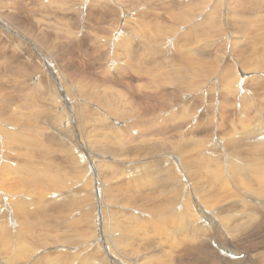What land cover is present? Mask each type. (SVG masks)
Returning a JSON list of instances; mask_svg holds the SVG:
<instances>
[{
	"label": "rangeland",
	"instance_id": "374dc122",
	"mask_svg": "<svg viewBox=\"0 0 264 264\" xmlns=\"http://www.w3.org/2000/svg\"><path fill=\"white\" fill-rule=\"evenodd\" d=\"M223 32L224 35H222ZM176 46L178 49L175 48ZM174 48L181 53L176 52ZM183 50L184 53H182ZM185 50L186 52L189 50L187 54L192 53L189 59ZM163 51L170 53H165V56ZM245 53L248 57L245 56ZM241 56L244 59L247 57L246 60L251 64H256L257 60L264 62V0H0V190L4 193V197L13 195L24 197L18 201L16 199L5 200L0 196V211L3 212L4 221L9 222L13 218L12 205L14 203L27 198L29 201L34 200L35 206L39 203L40 198L37 200L35 195L32 196L36 193L39 197V192L37 190L32 192L33 185L28 174L55 175L60 173L65 175L66 180L71 181L68 184L72 183V186L68 187L69 190L67 188L66 190L59 189V192L56 191L57 194L73 197L71 191L77 190L75 191L77 194L80 191V198L78 197L80 205L77 206L79 210L74 212L70 209L63 218L56 217L58 215L54 214L53 218H50L53 221L49 219L47 222L46 217L40 212L36 210L31 212V215H34L33 212L36 211L34 216L39 214V220H45L43 221L44 225L41 220L39 223L36 218L37 223L34 219L35 225L38 224L33 230L36 231L35 235L40 234L48 246H53L54 251L67 247H64L65 244L55 247L52 235L60 234L67 237L64 243L69 244L68 240L79 233V228L75 231L77 227L70 226V222L74 225L73 220L76 221L75 224L80 223V232L82 233L88 231L89 225L92 227L89 240L80 244L83 250L96 237L99 236L98 238L102 239L101 230L102 228L106 230L105 221L108 223L109 218L118 217L126 221L131 226H129L130 229L133 230L130 231L129 240L124 241L128 244L134 241L130 243V245L133 244L132 246L126 243L130 250H135L127 256L130 261H133L134 264L174 262V258L186 253L182 249L183 243L187 241L183 240L182 232L184 233V230L180 229V213L171 218V211H177V209L175 204L171 206L168 203L176 185H166L165 180L161 179L167 176L176 181L174 173L184 174L177 162L179 161L182 165L183 157L175 153L180 160L175 159L177 167L176 172L175 167L172 168V174H167L171 173L170 169L173 165L171 167L169 165L172 164L170 163L172 161L167 157L170 161L164 163L163 157L167 152L174 154L173 147L178 141L185 140L184 142L187 143L206 138L208 123L206 118L208 120L215 119V121L211 119L212 123L220 120L219 113L228 103L226 92L223 91L226 90V85L230 82L228 79L232 75L234 78V74L236 75L237 72L235 78L239 76V80L236 79L239 82H243L245 79L244 86L237 88L232 83L228 86V90L233 95L231 101L237 100L239 103L240 96L248 98L252 105L253 101L258 103L260 99L262 100L264 90L257 88V84L264 79V68L258 66L253 67L259 68L257 70H249ZM163 57L167 58V62L159 67ZM180 58L184 60V63H187H182ZM170 63L175 65L174 68L179 66L182 74L184 71L191 73L190 89L182 92L183 98L180 97L182 93L179 92L180 99L170 90L173 88L172 84H169L167 80L164 81V77L158 73L159 69L164 72L167 66L169 69ZM177 72L176 74L182 75L179 70ZM108 73L110 77L107 75ZM231 73L233 74L231 75ZM231 82L235 83V79ZM209 89L213 91V99L207 96L208 94H205L203 99H197L200 93H207ZM161 91L168 93L165 96L168 99L161 96ZM218 91L224 93L222 98L217 97ZM160 98L163 99V102ZM173 99L176 101L174 102ZM163 103L169 106L162 105ZM159 105L165 106V108L161 106L160 108ZM243 105L244 99L238 106L242 108ZM254 108L255 112L257 109L264 116V100ZM230 110L232 112L235 109ZM242 110L246 111L244 108ZM62 111L64 114H70L71 129L75 131L74 134L71 133V130L68 131L57 124V115H62ZM205 111L209 112L205 113ZM23 112L25 113L24 117L22 116ZM29 113L34 114L26 115ZM242 114H236L235 117L238 120L247 119L248 116L245 113ZM3 115H6L7 119H3ZM32 115L35 117L31 118ZM163 116H165V121L162 125L167 123L168 127L167 125L166 127L169 128V133L158 134L157 130L159 126L161 127ZM18 118L23 120L20 121ZM167 118H170L168 122L171 123V126L168 124ZM183 118L188 120V124L176 128L177 120L185 121ZM202 124H206V127ZM37 127H40V130ZM2 129L6 130L8 134ZM14 133L24 138V142L27 143L26 147L20 148V144H13L11 142L13 140L10 141L6 138V135ZM33 133H37L40 140L37 141L36 135L34 136ZM173 133L176 135L175 138ZM44 134L43 139L45 142L50 141L46 142L48 146H51H49L50 148L45 145L41 137ZM29 137L34 140V146L40 145L37 149L32 145L33 143L31 144ZM162 137H166V140L163 141ZM214 138L212 136L211 139L215 141ZM258 138L261 139V137ZM211 139L205 141L207 145L198 142V144L202 143L201 147L198 144L199 147L196 146L195 143H193L194 145L189 144L187 148L190 150L187 153L194 149L193 155L197 156L201 163L203 154L210 153L207 146L214 144ZM168 140L173 141L175 145ZM40 142L43 144L42 146L45 145V149L41 147ZM164 142L166 145H170L166 146ZM31 145L34 150H30ZM203 147L207 150L204 151ZM62 149L65 152L68 150V152L65 153ZM67 154L72 156L66 157ZM71 161L75 163L71 164ZM70 165L76 166L72 168ZM239 167L242 168L241 163L236 164L232 169H236L239 174H248L244 168ZM197 168L204 175L199 173L200 171L194 173H197L199 178L203 177L204 180L197 178V175L196 178L193 175V180L192 178L189 180L188 175L198 170ZM190 169L189 172L186 171L188 173L185 172L187 175L184 180H186L185 183H188L186 187L189 189L185 188L184 192L188 195L191 192L192 199L195 198L201 210L203 209L202 211L205 212L202 216L207 218V215L218 214L213 217L217 224L223 218L228 219V227L219 225V232L223 236L218 232L215 233L219 237L218 242L223 244L220 239L222 238L228 243L225 244L227 248L242 252L237 257L242 261L241 264H264V217L261 218L260 225L255 222L253 224V221H250L251 215L253 214V217L255 214L258 217L260 214L257 211L254 213L251 210L248 211V208L246 210L249 202L254 206L256 204L258 207L264 208V198H256L252 193L250 195V190H243L235 183L229 182V186L222 190H218L219 186L213 188L207 184V189H211L208 195L210 198L206 199L207 202L213 200L218 205L209 207L206 203L200 204L197 196L201 197V195L198 194L197 189H194L195 182L199 181L203 185L207 182L206 179L210 181L211 178L208 174L211 173L203 172L204 169L202 170L199 166L194 170L191 169L192 171ZM242 170L245 172L242 173ZM230 171L232 170L229 169ZM72 174H78L77 176L80 178L75 175L76 179ZM139 174H145V176ZM147 174H153L154 177ZM152 177L156 183L151 180ZM254 177L251 176V179ZM179 179L182 180L180 177ZM148 180H151V184L146 185ZM217 183L223 184V181H217ZM202 191L200 190L201 194ZM229 193L232 199L223 201L224 196ZM202 196L204 197L203 194ZM220 196L223 202L219 200ZM181 201L179 204L183 205L185 199ZM230 203L235 206L227 208ZM244 208L248 213L239 210ZM256 216H254L255 219ZM204 218L202 221L206 220ZM153 219L161 221L155 222ZM244 219L249 223H246ZM166 221H168L165 223L167 226L177 225L178 233H174L173 240L167 237V230L156 227L158 223L164 224ZM42 223V227H39ZM52 225L55 230L52 229ZM73 227L76 229H72ZM160 231L163 233L161 234ZM93 232L99 234H96L95 237V233L92 236ZM191 232H193L192 228L189 231V236L192 235ZM172 242L173 244H171ZM174 242L181 245L182 248L179 249L181 246L177 248ZM212 243L215 245L214 242ZM212 243L208 242V246L215 247ZM96 244L94 242L93 245ZM136 244L144 247H137ZM136 247L144 250L139 249L141 251L139 252ZM98 249L96 250L98 251ZM210 250L209 247H205L204 251L200 250V253L195 254L197 257H194L190 264H204L202 263L204 259L212 260L211 263L214 264H223L220 258H216L210 253ZM111 251L114 253L112 249ZM100 252L98 257L103 260V252L101 254ZM52 253L50 255L55 256ZM106 255L109 256L108 264H110L112 256ZM165 255L167 258L169 257L168 260L165 259ZM160 256L161 258H159ZM35 260L37 259L34 258ZM38 262L36 261V263ZM95 264L102 263L97 261Z\"/></svg>",
	"mask_w": 264,
	"mask_h": 264
},
{
	"label": "bare ground",
	"instance_id": "6f19581e",
	"mask_svg": "<svg viewBox=\"0 0 264 264\" xmlns=\"http://www.w3.org/2000/svg\"><path fill=\"white\" fill-rule=\"evenodd\" d=\"M213 29V28H212ZM260 31V30H259ZM228 33H230L229 31H228ZM256 33V32H255ZM258 33V32H257ZM256 33V34H257ZM222 35H224V32H223V34ZM254 36H255V34H254ZM253 36V37H254ZM257 36V35H256ZM220 37H222V36H220ZM261 37V36H260ZM255 38V37H254ZM256 39H258V38H256ZM254 43V42H253ZM178 46H176L175 48H177ZM175 48H174V50H175ZM179 48H181V46H179ZM185 48V47H184ZM183 48V49H184ZM239 48V47H238ZM237 48V49H238ZM178 49V48H177ZM187 49V48H186ZM173 50V49H172ZM182 50V49H181ZM240 51H241V49H239ZM176 52H180L181 53V51H177V50H175ZM240 51H238V52H240ZM247 51V50H246ZM164 52V54L166 53H170V52H168V51H163ZM173 52V51H172ZM185 52H186V50H185ZM187 52H189V50L187 51ZM187 52H186V54H187ZM237 52V53H238ZM251 52V51H250ZM182 53H184V50H183V52ZM236 53V55H238ZM166 54H165V56H166ZM173 54V53H172ZM174 54H175V52H174ZM186 54H185V56H186ZM246 55L245 56H247L248 57V55H247V53H245ZM176 55V54H175ZM251 55V54H250ZM249 55V56H250ZM256 55H257V53H256ZM187 56H188V59L192 56V53H189V54H187ZM252 56V55H251ZM250 56V57H251ZM242 57V56H241ZM243 57H244V55H243ZM242 57V58H243ZM247 57H245V59L243 58L242 59V61H244V63L246 64V65H248V69L250 70V69H259V68H253V67H258V66H262L261 68H264V62L262 61V60H257L256 62V64H254V63H249L248 62V60H246L247 59ZM262 59V58H261ZM180 60H181V58H180ZM190 60H192V59H190ZM193 60H195V59H193ZM220 60V59H219ZM240 60V59H239ZM162 61V62H161ZM161 61H160V65H159V67H162L166 62H167V58L166 57H163L162 59H161ZM182 61V63H184V60L182 59L181 60ZM241 61V62H242ZM30 63V62H29ZM128 63H130V62H128ZM187 63V62H186ZM186 63H184V64H186ZM191 63V62H190ZM193 63V62H192ZM214 63H215V61H214ZM216 63H217V61H216ZM188 64H189V62H188ZM221 64V63H220ZM242 64V63H241ZM190 65V64H189ZM115 66V65H114ZM113 66V67H114ZM169 66L170 67H172V68H170L169 67V69H167L168 68V66H167V68L166 69H164V72L162 71V70H160L159 69V71H158V73L161 75V76H163L164 77V81L165 80H167V82H169V84H172V86H173V88H171L170 90L171 91H173L174 92V94H176L175 96L176 97H179V92H186V90H189L190 89V86H189V80H190V77H191V73L189 74V73H187V72H183L184 74H182V72H181V68L178 66V67H173V66H175V65H172L171 63L169 64ZM184 66V65H183ZM188 66V65H187ZM191 66V65H190ZM193 66V65H192ZM215 66V65H214ZM217 66V65H216ZM215 66V67H216ZM107 67V66H106ZM109 67H111V66H109ZM123 67V66H122ZM251 67V68H250ZM116 68V67H115ZM119 68V67H118ZM180 68V69H179ZM184 68V67H183ZM189 68H191V67H189ZM260 68V69H261ZM104 69L106 70V68L104 67ZM110 69H112V67L110 68ZM186 69V68H185ZM192 69H193V67H192ZM229 69V68H228ZM230 69H231V67H230ZM102 70V69H101ZM125 70V69H124ZM180 71L181 72V74L182 75H179V74H176V73H178L177 71ZM233 70V69H232ZM235 70V69H234ZM183 71V70H182ZM188 72H189V70H187ZM190 71H191V69H190ZM227 71V70H226ZM231 71V70H230ZM229 71V72H230ZM237 71V70H236ZM104 72H106V71H104ZM103 72V73H104ZM234 72V71H233ZM139 74V73H138ZM229 74V73H228ZM233 73H231V75H232ZM238 74V72L236 73V75ZM108 76H109V73L107 74ZM140 75V74H139ZM160 75H158V76H160ZM231 75H229V76H231ZM236 75L234 74V76L236 77ZM240 75V74H239ZM160 76V77H161ZM228 76V75H227ZM110 77V76H109ZM144 77V76H143ZM232 77V78H231ZM228 80L230 81L229 82V84L228 85H226L227 86V88H226V90L225 91H223V92H226V96L228 97V103H227V105H223L224 107H223V109H222V111H221V109H219L220 111H221V113H219L220 114V116H218V118L220 117V120H218V122H213L212 123V121L214 120L215 121V119H213V118H210V120H208L207 118H206V120H207V133H206V138L205 139H200L199 141L198 140H194V141H192V142H187V143H185L184 141L185 140H183V141H178L177 143H176V145L174 144V142L173 141H170L171 140V138L170 137H168V138H170V140H168L169 142H171V144H173V145H175V147H173L174 148V154L176 153L178 156H181L182 155V157H183V159H182V165H181V163H179V161H177L178 162V167H181L182 168V170H183V172H184V174H182V173H178V172H176V163L174 162L175 161V159L176 158H178L179 160H180V158L179 157H177V155L175 154H168L169 152H167V154H165L164 155V157H163V160H164V163L166 162V161H172V162H170V163H172L171 165H169L170 167L173 165V167H171V173H167V174H172V168H174L175 169V172H176V174L174 173V175H175V178H176V181H174V178H171V177H167L166 176V178H163V179H161L162 181L163 180H165V184L166 185H169V184H171V186L174 184V185H176L175 187H174V189L172 190V196L171 197H169V201H168V203H169V205H176V209H177V211L175 210V211H171L172 212V215H171V218H172V216H174L175 214H179V216H180V222H181V227H180V229H182V230H184V233L182 232V230H180L181 232H182V234L184 235V238H183V240L185 239L187 242H184V241H181V242H184L183 243V251H185L186 253H184V254H182V255H180V257H178V258H174V260L173 259H170V260H173L174 262H164L165 264H190V262H192L191 260L192 259H194V257H197V256H195V254L197 253H200V250H203L204 251V248L206 247V248H210L211 250H210V253L214 256V257H218V258H220L221 260H222V263L223 264H241L242 263V261L239 259V258H237L238 257V255L240 254V253H242V252H239V251H234L233 249H231V248H227L226 247V241L225 240H223L222 238H220L222 241H221V243H223V244H220L219 242H218V240L217 239H219V237L215 234L216 232H218L221 236H223L222 234H221V232H219V225H221V226H227V222H228V219H226V218H223V219H221L218 223L219 224H217V222L216 221H214L213 220V217H216V215H218V214H210V216H208L207 214V218H204V216H202V214L203 213H205L204 211H202L201 210V208L199 207V204H197V202L195 201V198L194 199H192V194H191V192H189V195L188 194H186L185 192H184V189L185 188H188L189 189V187H186L187 185H188V183H185V181L186 180H184V177H185V175H187V174H185V172L186 171H188L191 167H193V168H191V169H193L194 170V168L196 169V167H201V169L203 170V172L205 171L206 173L207 172H209V173H211V174H208L209 175V177L211 178L210 179V181L209 180H207L206 179V176H205V179H206V183H204L203 185H201V183L199 182V181H196L195 182V187H194V189H197L198 190V194L199 195H201V197L200 196H197V194H196V196H197V198H198V202H200V204L201 203H206V204H208V206L209 207H214V206H217L218 205V203H216V202H214L213 200H209V202H207V197H208V195L210 194V191H211V189L210 190H208L207 189V187H206V185L208 184V185H210V186H212L213 188H215V187H218V188H220V189H218V190H222V189H224V188H227L228 186H229V182L230 183H235V184H237L241 189H247V191H251V192H249V194L250 193H252V195H254L256 198H264V116H263V114L262 113H260L257 109H256V112L254 111L255 110V108L254 107H256V105L259 103V102H261L262 100H264V97L262 98V100L260 99L259 101H258V103H255V101H253V99H251L252 101H253V105L252 104H250L249 103V100H248V98H246L245 96H240V102H241V100L242 99H244V105L242 106V108H244L246 111L245 112H243V110H242V108L241 107H239L238 105H240V102L238 103L237 102V100H235L234 102H232L231 101V97L233 96L232 95V93L228 90V86L232 83L235 87H237V88H242L244 85H243V82L245 81V79H244V81L242 82V81H237V80H239V76H238V78H233V75L231 76ZM244 77V76H243ZM242 77V78H243ZM226 78H228V77H226ZM108 79H110V78H108ZM113 79V78H112ZM233 79H235V83L234 82H231ZM237 79V80H236ZM161 81H163V79H161ZM164 81H163V84H164ZM259 81V80H258ZM257 83V82H256ZM161 85H162V83H161ZM255 85V84H254ZM167 86V85H166ZM256 86V85H255ZM256 88V87H255ZM257 88H260V89H263L264 90V79H262L261 81H259V83L257 84ZM169 90V91H170ZM222 91H218L217 92V97L218 98H222L223 96H224V93H223ZM183 93H182V95H180V97H182L183 98ZM152 94V93H151ZM154 94V93H153ZM168 93H166V91H161V96L162 97H165L166 95H167ZM205 94H208L207 96H209V97H211L212 99H213V91H212V89H209L208 91H207V93H200L199 94V97L197 98V99H199V98H201V99H203V98H205L204 96H206ZM142 95V94H141ZM146 95V94H145ZM150 95V94H149ZM155 95V94H154ZM169 95H171L170 93H169ZM151 96H153V95H151ZM172 96V95H171ZM173 97H174V95H173ZM180 97H179V99H180ZM165 98H167V97H165ZM164 98V99H165ZM172 98V97H171ZM168 99V98H167ZM200 99V100H201ZM160 100H161V98H160ZM163 100V99H162ZM161 100V102H163ZM172 100L170 99V103L172 104V102H171ZM173 101L175 102L176 100H174L173 99ZM178 101V100H177ZM160 102V103H161ZM173 102V103H174ZM204 102V101H203ZM168 103V102H167ZM177 104L179 103V101L178 102H176ZM221 103H222V101H221ZM168 105V104H166V103H163L162 105ZM176 104V105H177ZM161 105H159L158 107H160ZM169 106V105H168ZM173 106V105H172ZM210 106V105H209ZM221 106V105H220ZM254 106V107H253ZM162 107V106H161ZM160 107V108H161ZM162 108H165V106L164 107H162ZM167 108V107H166ZM207 109V108H206ZM209 109V108H208ZM230 109H235V110H232V112H231V110ZM159 110V109H158ZM163 110V109H162ZM36 112V111H35ZM207 112H209V111H207ZM206 111H205V113H207ZM7 113V112H6ZM19 113H21V112H19ZM37 113H39V112H37ZM213 113V112H212ZM242 114V113H245V115H247L248 117H247V119H245V120H238V118H236L235 117V115L236 114ZM11 114H12V112H11ZM23 114H25L24 112L22 113V116L24 117V115ZM30 114H34V113H29V114H26V115H29L30 116ZM62 115H57L58 117H57V124L59 125V126H62L63 128H66V130H68V131H70L71 130V133L72 134H74L75 133V131L73 130V129H71V126H72V121H71V117H70V114H64L63 113V111H62V113H61ZM172 114V113H171ZM173 114H174V112H173ZM178 114V113H177ZM202 114H203V112H202ZM210 114V113H209ZM218 114V115H219ZM2 115V114H1ZM175 115V114H174ZM188 115H190V114H188ZM205 115V114H204ZM242 115H244V114H242ZM4 116V115H3ZM6 116V115H5ZM3 117V119L4 118H6V117ZM12 116V115H11ZM14 116V115H13ZM21 116V115H20ZM34 115H32L31 116V118H34L33 117ZM173 116V115H172ZM186 116V115H185ZM213 116V115H212ZM211 116V117H212ZM22 117V118H23ZM191 117V116H190ZM204 117V116H203ZM206 117V116H205ZM215 117V116H214ZM30 118V117H29ZM173 118V117H172ZM177 118V117H176ZM192 118V117H191ZM216 119H217V117H215ZM7 119V118H6ZM20 121L21 120H23V119H20V118H18ZM168 120H167V122L169 121V119L170 118H167ZM182 119V118H181ZM190 119V118H189ZM211 119H213V120H211ZM32 120V119H31ZM35 120V119H34ZM183 120H185V121H180V120H177V122L178 123H176V125H175V127L176 128H178V126H182V125H187L188 124V120H186V119H184L183 118ZM204 120V119H203ZM238 120V121H237ZM6 121V120H5ZM18 121V120H17ZM20 121H18V122H20ZM24 121H26V120H24ZM163 121H165V116H163V119H162V122L160 123L161 124V127L159 126V128H158V134H160V133H169V128H167L168 127V125H167V123L165 124V125H162V123H163ZM217 121V120H216ZM13 122H15V121H13ZM30 122V121H29ZM171 122V121H170ZM23 123V121L21 122V124ZM32 123H34V121H32ZM37 123V122H36ZM158 123V122H157ZM200 123V122H199ZM236 123H238V124H236ZM39 124V123H38ZM168 124H169V122H168ZM171 124V123H170ZM169 124V125H170ZM40 126H41V124H39ZM52 125V124H51ZM74 125V124H73ZM166 125H167V127H166ZM203 125V124H202ZM206 125V124H205ZM205 125H203V126H205ZM24 126V125H23ZM171 126V125H170ZM174 126V125H173ZM238 126H240V127H238ZM202 127V126H201ZM206 127V126H205ZM204 127V128H205ZM38 129L40 128V127H37ZM47 128V127H46ZM73 128V127H72ZM44 129V128H43ZM48 129V128H47ZM171 129H173V128H171ZM40 130V129H39ZM38 130V131H39ZM49 130V129H48ZM177 130V129H176ZM2 131H5L6 132V130H3L2 129ZM41 133L43 134V130L41 129ZM45 131V130H44ZM47 131V130H46ZM137 131H139V130H137ZM136 131V132H137ZM173 131V130H172ZM199 131V130H198ZM61 132V131H60ZM4 133V132H3ZM7 133V132H6ZM12 133V132H11ZM38 133V132H37ZM36 133V134H37ZM49 133H51L50 131H49ZM63 133V132H62ZM69 133V132H68ZM139 133H141V132H139ZM155 133V132H154ZM172 133V132H171ZM8 134V133H7ZM30 134H31V132H30ZM36 134H34L33 133V135L35 136ZM39 134V133H38ZM146 134V133H145ZM175 134H177L176 132H175ZM199 134V133H198ZM47 135V134H46ZM52 135V134H51ZM50 135V136H51ZM134 135H137V134H134ZM171 135V134H170ZM43 136H45V134L44 135H42L41 137H42V139H43ZM164 136V135H163ZM174 136H176V135H174V133H173V137ZM212 136L213 137H215L214 139H215V141L214 140H212L211 138H212ZM260 136H262V138L260 139V138H258V137H260ZM178 137H179V135H178ZM6 138H8V139H10V141L11 140H13V141H11L13 144L15 143V144H17V145H19V147L21 148H23V147H26V142H24V138H22V137H20L19 135H17V134H10V135H6ZM30 138V137H29ZM53 138V137H52ZM52 138H51V140H52ZM166 137H162V139H163V141L164 140H166L165 139ZM175 138V137H174ZM180 138V137H179ZM196 138V137H195ZM35 139L38 141V140H40V138H39V136L38 135H36L35 136ZM49 139H50V137H49ZM158 139V138H157ZM160 139V138H159ZM158 139V140H159ZM184 139V138H183ZM209 139H211L212 140V143H213V141H214V144H211V145H209V146H207L208 147V149H210V155L208 154V155H204L203 154V152H202V154H203V159H202V161H201V163L198 161L199 159H198V157L197 156H194L193 154H194V149H192V152L190 151L189 153H187L189 150H188V148H187V146H189V144H191V145H194L193 143H195L196 144V146H200L201 147V144L203 143V145L205 144V145H207L206 143H205V141H209ZM30 140H31V144L34 146V144H35V142H33L34 140H32L31 138H30ZM44 140V139H43ZM42 140V141H43ZM46 140H48V138H46ZM176 141H177V138L175 139ZM179 140V139H178ZM53 141V140H52ZM167 141V142H168ZM186 141H189V140H186ZM21 142V143H20ZM30 142V141H29ZM44 142H45V140H44ZM43 142V143H44ZM46 142H48V141H46ZM46 142H45V145L47 146V147H49L47 144H46ZM50 142V141H49ZM48 142V143H49ZM198 142H202V143H199L198 144ZM211 142V141H210ZM11 143V144H12ZM41 143V142H40ZM53 143V142H52ZM51 143V144H52ZM81 143V142H80ZM165 143V142H164ZM6 144H7V142H6ZM8 144H9V142H8ZM29 144V143H28ZM61 144V143H60ZM59 144V145H60ZM198 144V145H197ZM32 145H31V147H30V150H34V148L32 147ZM38 145V144H37ZM34 146V147H36V149H37V147H39V146ZM43 144L41 143V147H45V145L44 146H42ZM58 145V146H59ZM162 145V144H161ZM165 145H166V143H165ZM168 145H170V144H168ZM168 145H166V146H168ZM213 145V146H212ZM63 146H65V145H63ZM163 146V145H162ZM198 146V147H199ZM15 147V146H14ZM17 147V146H16ZM18 147V148H19ZM46 147V148H47ZM51 147V146H50ZM49 147V148H50ZM55 147V146H54ZM61 147H62V145H61ZM193 147V146H192ZM31 148H33V149H31ZM59 148H60V146H59ZM63 148V147H62ZM186 148H187V150H186ZM14 149V148H13ZM39 149V148H38ZM45 149V148H44ZM64 149V148H63ZM62 149V150H63ZM66 149V148H65ZM79 149V148H78ZM165 149H167V148H165ZM203 149H204V151H205V147H203ZM48 150V149H47ZM47 150H44V151H47ZM61 150V149H60ZM59 150V151H60ZM198 150V149H197ZM199 150H200V148H199ZM202 150V149H201ZM207 150V149H206ZM29 151V150H28ZM39 151V150H38ZM58 151V152H59ZM64 152H65V150H63ZM62 151V152H63ZM67 152H68V150H66ZM75 151V150H74ZM14 152V151H13ZM67 152H65V153H67ZM70 152V151H69ZM76 152V151H75ZM27 153V152H26ZM28 154H30L29 152H28ZM33 154V152L31 153V155ZM36 154V153H35ZM63 154V153H62ZM195 154H196V152H195ZM50 155V154H49ZM200 155V154H199ZM28 156V155H27ZM68 156V154L66 155V157ZM70 156H72V155H70ZM70 156H68V157H70ZM74 156V155H73ZM64 157V156H63ZM79 157V156H78ZM167 157L170 159V160H168L167 159ZM73 158V157H72ZM65 159V158H64ZM7 160V159H6ZM68 160V159H67ZM76 160V159H75ZM75 160H73V161H75ZM3 161V160H2ZM78 161V160H77ZM76 161V162H77ZM69 162V161H68ZM72 162V161H71ZM186 162H187V164H186ZM75 163V162H74ZM73 162L71 163V164H74ZM164 163H162V164H164ZM242 164V168L241 167H239V168H241V169H245V171H246V173H248V174H239V172L236 170V169H232L233 168V166H235L236 164L238 165V164ZM246 163V164H245ZM67 164V163H66ZM77 164H78V162H77ZM72 165H70V167H71ZM76 166V165H75ZM75 166H72V168H74ZM169 166H167V167H169ZM184 166V167H183ZM5 167V166H4ZM162 168H164L163 166H161ZM190 167V168H189ZM60 168V167H59ZM62 168H63V166H62ZM68 168V167H67ZM226 168H228L227 170H226ZM164 169H166V168H164ZM169 169V168H168ZM190 169V170H191ZM198 169V168H197ZM229 169L230 170H232V171H230L229 172ZM31 170V169H30ZM81 170V169H80ZM33 171V170H32ZM31 171V172H32ZM58 171V170H57ZM167 171V170H166ZM174 171V170H173ZM192 171V170H191ZM199 172V173H202L201 172V170H196V171H193V173L194 172ZM244 170H242V173H244L243 172ZM35 172V171H34ZM68 172V171H67ZM164 172V171H163ZM189 172V171H188ZM188 172H186V173H188ZM197 172V173H198ZM190 174V175H188L187 177L188 178H190L189 180H191V178H192V180H193V175L195 176V178L197 177V178H199V175H197V173H194V174ZM240 173H241V171H240ZM79 174V173H78ZM78 174H75L76 176L78 175ZM203 175H204V173H202ZM201 174V175H202ZM67 176H71V175H68V174H66ZM72 175H74V174H72ZM74 175V176H75ZM139 175H141V176H145V174H139ZM147 175H151V176H153L154 177V175L153 174H147ZM155 175H157V174H155ZM162 175V174H161ZM164 175V174H163ZM197 175V176H196ZM64 174H55V175H51V174H28V178L30 179V181H31V183H32V185H33V187H32V192L34 193V191L35 190H37L38 192H39V197L37 196V194L35 193V194H33L32 196H34L35 195V199H37V198H40V200H39V203L37 204V206H35L36 204V202L34 203V200L33 201H29V199L27 200H24V201H21V202H17V203H14L13 205H12V208H13V218L9 221V222H7V221H4V218L5 217H3L2 216V213L3 212H1L0 211V264H28V261H34V258H36L37 260H35L34 261V263H33V261L31 262H29L30 264H95L97 261H99L100 263H102V264H105L106 262V264H108V260H109V256L108 255H106V254H110L112 257V259L110 260V264H134V262L133 261H130L129 259H128V255H131V251H135V250H130V248H128V245L129 246H132V245H130V243H133L134 241H132V242H130L129 244L127 243V242H124L126 239H128V238H130L129 237V234H130V231L132 230V228L130 229V225L129 224H127L126 223V221H123V220H121V219H119L118 217H112V218H109V221H108V223L105 221V223H104V225H106V230H104L103 228H102V230H101V232H102V239H99L98 237H96V234L97 233H95V232H93V234H92V236L94 235V233H95V237H96V239L91 243V244H88L86 247H85V249H83L82 250V248H81V243L83 242V241H86V240H89V236H90V230H91V226L89 225V227H88V231H85L84 233H82V232H80V223H77V224H75V220H73L72 222L74 223V225L70 222V226H74V227H77V229L75 230L74 229V227L72 228V229H74L75 231H77L78 230V228H79V233L78 234H76L75 236H73V238L72 239H69L68 240V243L69 244H66V243H64V240L67 238V237H63L62 235H60V234H54V235H52L53 236V240H54V244H55V247H57V246H62V245H64V247H67V248H62L61 250H59V248H58V250L59 251H54V249L52 248V247H50V246H48V244H47V242L46 241H44V240H42V238L40 237V234H38V235H35V232L33 231L34 229H35V226L37 227V225H35V223L37 222V219H38V221H39V223H41V222H43V221H45V220H42V219H40L41 220V222H40V220H39V218H38V216H39V214L37 215V216H34L35 215V213H36V211L37 212H40L41 214H43L45 217H46V222H47V220H49L51 217L53 218V215L54 214H56V215H58V216H56V217H60V218H63L64 217V214H66V212L68 211V210H70V209H72V210H74V212L75 211H78L79 210V208H77V206L78 205H80V201H79V199H78V197H79V192H78V194H77V192H75V191H77V190H74V191H71V192H73V197L71 196H67L66 197V195H64V194H57V192H59L60 190L59 189H65L66 190V188L68 189V187H70V185L72 186V183L69 185L68 183H70L71 181H68V180H66L65 178H64ZM75 176V177H76ZM158 176H159V174H158ZM251 176H255L254 178H252L251 179ZM72 177V176H71ZM78 178H80L79 176H77ZM77 177H76V179H77ZM153 177L151 178V180H153ZM157 177V176H156ZM155 177V178H156ZM179 177L182 179V180H180L179 179ZM186 177V178H187ZM157 178H159V177H157ZM72 179V178H71ZM82 179V178H81ZM142 179H143V177H142ZM147 179V178H146ZM145 179V180H146ZM199 179H203V177H200ZM150 180V181H151ZM156 180V179H155ZM195 180H197V179H195ZM194 180V181H195ZM204 180V179H203ZM223 181V184H218L217 183V181ZM73 181V180H72ZM77 181V180H76ZM81 181V180H80ZM149 180H148V182L146 183V185L148 184V183H150L151 184V182H150ZM154 181V180H153ZM201 181V180H200ZM75 182V181H74ZM134 182V181H133ZM141 182H143V181H141ZM155 182V181H154ZM182 182V183H181ZM192 182V181H191ZM205 182V181H204ZM80 183V182H79ZM156 183V182H155ZM75 184V183H74ZM78 184V183H77ZM140 184V183H139ZM162 184V183H161ZM187 184V185H186ZM68 185V186H67ZM224 185V186H223ZM79 186V185H78ZM81 186V185H80ZM143 186V185H142ZM165 186V185H164ZM30 188V187H29ZM74 188V187H73ZM72 188V189H73ZM81 188V187H80ZM108 188V187H107ZM61 189V190H62ZM109 189V188H108ZM193 188H192V190H194ZM203 189H207L206 191H202ZM65 190H63V191H65ZM69 190V189H68ZM110 190V189H109ZM154 190V189H153ZM200 190L202 191V194L204 195V197H206V198H204L203 196H202V194L200 193ZM36 191V192H37ZM57 191V192H56ZM105 191V190H104ZM107 191V190H106ZM195 192H196V190H194ZM253 191V192H252ZM31 192V193H32ZM37 192V193H38ZM54 193H56V194H54ZM61 193V192H60ZM167 193V192H166ZM246 193V192H245ZM248 193V192H247ZM246 193V194H247ZM104 194H106V193H104ZM169 194V193H168ZM29 195V194H28ZM31 195V194H30ZM100 195H103V194H100ZM228 195V196H227ZM226 196H224V198H223V201H224V199H227L226 201H228V200H231L232 199V196H231V194L229 193V194H227ZM245 195V194H244ZM251 195V194H250ZM0 196L3 198V199H5V200H8V199H16V200H18V201H20L19 199H23L24 197L23 196H21V195H13V196H11V197H4V193L0 190ZM212 196V195H211ZM25 197H28V196H25ZM68 197H70L69 199H68ZM101 197V196H100ZM160 197V196H159ZM223 197V196H222ZM244 198H245V196H243ZM250 197V196H249ZM66 198H67V200H66ZM80 198V197H79ZM91 198V197H90ZM208 198H210V197H208ZM217 198H218V196H217ZM33 199V198H32ZM145 199V198H144ZM182 199H185V202H184V204L182 205V204H179L180 202H182L181 200ZM202 199V200H201ZM245 199H247V198H245ZM38 200V199H37ZM65 200V201H64ZM219 200H221V196L219 197ZM253 200V199H252ZM251 200V201H252ZM216 201V200H215ZM217 201H218V199H217ZM222 200H221V202H223ZM246 201H248V200H246ZM23 202V203H22ZM101 202V201H100ZM99 203V202H98ZM105 203V202H104ZM100 204H102V203H100ZM99 204V205H100ZM192 204V205H191ZM104 205V204H103ZM102 205V206H103ZM105 206V205H104ZM162 206V205H161ZM231 206H235V204H233V203H230L229 204V207H227V208H231ZM101 207V206H100ZM174 207V206H173ZM203 207H205V206H203ZM207 207V206H206ZM0 208H1V205H0ZM81 208V207H80ZM102 209H103V207H101ZM105 208V207H104ZM180 208H181V211H179L180 210ZM247 208H248V211L249 210H251V212H253L254 213V211H257V213L258 214H260L258 217L254 214V216H256L257 218L255 219L254 218V216L252 217V215H251V219H250V221H253L252 223L254 224V222L257 224V225H260V221H261V218L262 217H264V208L263 207H258L256 204H255V206H254V204H251L250 202L247 204V206H246V210H247ZM2 210V209H1ZM34 210H36L35 211V213L33 212V214L34 215H31V212L32 211H34ZM208 210V209H207ZM239 210H243L242 212L244 213V211H245V213L247 212L246 210H245V208L244 209H239ZM57 211V212H56ZM210 212V211H209ZM248 213V212H247ZM30 214V215H29ZM40 214V215H41ZM76 214H79V213H76ZM239 213L237 212V215H238ZM29 216H32V217H29ZM42 216V215H41ZM44 216H42V218H44ZM239 216V215H238ZM247 216V215H246ZM249 216V215H248ZM37 218V219H36ZM55 218V217H54ZM163 218V217H162ZM202 218H204V219H206V220H204V221H202ZM219 218H220V216H219ZM247 218H249V217H247ZM36 220V222H35V220ZM50 220H52V219H50ZM105 220H107V219H105ZM154 220V219H153ZM201 220V221H200ZM210 222H209V221ZM230 220H231V218H230ZM246 219H244V221H245ZM249 220V219H248ZM53 221V220H52ZM51 221V222H52ZM60 221V220H59ZM131 221V220H130ZM155 222H160L161 220H154ZM35 222V223H34ZM168 221H166V222H164V224L163 223H158L157 225H156V227L158 226V227H161V229L163 230H167L168 231V233L166 232V235H167V237L169 238V239H171V240H173L172 238H173V236H174V233H178V230L176 229L177 228V225H173V226H167V225H165V223H167ZM240 222V221H239ZM238 222V223H239ZM249 223V221H247L246 220V223ZM38 223V222H37ZM44 223V222H43ZM43 223L42 224H40L39 225V227L41 226V225H43ZM209 223V224H208ZM55 224V223H54ZM61 224V223H60ZM103 224V223H102ZM44 225H45V223H44ZM56 225V224H55ZM53 226V225H52ZM59 226V225H58ZM130 226V227H129ZM42 227V226H41ZM51 227V226H50ZM56 227V226H55ZM69 227V226H68ZM134 227V226H133ZM138 227V226H137ZM228 227V226H227ZM48 228H49V226H48ZM57 228V227H56ZM98 228V227H97ZM192 228V231L193 232H191L192 233V235H190L189 236V231H190V229ZM36 229H38V228H36ZM52 229H54V226L52 227ZM59 229H61L60 228V226H59ZM64 229V228H63ZM71 229V228H70ZM98 229V230H99ZM226 229H228L229 230V228H226ZM226 229H224V230H226ZM55 230V229H54ZM58 230V229H57ZM67 230V229H66ZM66 230H65V232H66ZM64 231V230H63ZM63 231H62V233H63ZM69 231V230H68ZM67 231V232H68ZM133 231V230H132ZM38 232V231H37ZM61 232V231H60ZM100 232V231H99ZM122 232V233H121ZM135 232V231H134ZM39 233V232H38ZM72 233V232H71ZM131 233H133V232H131ZM160 233L162 234L163 232H161L160 231ZM99 234V233H98ZM97 234V235H98ZM224 234H225V232H224ZM231 235H233L232 233H230ZM100 236H101V234H100ZM83 237V238H82ZM106 237V238H105ZM192 237V238H191ZM101 238V237H100ZM103 238H104V243H103ZM177 238V237H176ZM182 238V237H181ZM167 239V238H166ZM129 240V239H128ZM135 241H137L138 239H134ZM170 240V241H171ZM97 241V242H96ZM166 241V240H165ZM177 242H180V241H178V240H176ZM94 242L95 243H97L95 246L93 245L94 244ZM160 242H161V240H160ZM163 242V241H162ZM208 242H210V243H212V242H214L215 243V247H212L211 245L210 246H208ZM126 243L128 244V245H126ZM138 243V242H137ZM142 243V242H141ZM165 243V242H164ZM175 243V242H174ZM143 244H145V242H143ZM171 244H173V242L171 243ZM177 246V248L179 247V246H181V245H178L177 243H175ZM213 244V243H212ZM228 244V243H227ZM52 245V244H51ZM214 245V244H213ZM136 246L137 247H144V246H138L137 244H136ZM52 249V251L51 252H53L52 254H55V256L53 255H50V248ZM100 249H98V248ZM101 247V248H100ZM110 247V248H109ZM135 247V246H134ZM136 247V248H137ZM163 247V246H162ZM170 247H172V246H170ZM135 248V249H136ZM177 248H175L176 250H177ZM182 248V246L179 248V249H181ZM48 249V250H47ZM92 249H94L93 251H92ZM96 249H98V251L100 252H103V260L101 259H99V257H98V251L96 250ZM102 249V250H101ZM111 249L114 251V253L111 251ZM138 249V248H137ZM137 249H136V251H137ZM139 249H141V248H139ZM139 249H138V251H139ZM143 249V248H142ZM141 249V250H142ZM148 249H149V247H148ZM172 249H173V247H172ZM178 249V250H179ZM144 250V249H143ZM174 250V249H173ZM165 251V250H164ZM55 252V253H54ZM98 252V253H97ZM101 252H100V254H101ZM139 252H141V251H139ZM166 252V251H165ZM177 252H180V251H177ZM136 253V252H135ZM167 253V252H166ZM168 253H170V252H168ZM182 253V252H181ZM214 253V254H213ZM179 254V253H178ZM162 255V254H161ZM202 255V254H201ZM170 256V255H169ZM165 257H166V255H165ZM171 257V256H170ZM41 258H43L42 260H40ZM108 258V259H107ZM159 258H161V256L159 257ZM169 258V257H168ZM168 258L166 257L165 259L166 260H168ZM199 258V257H198ZM28 259H30V260H28ZM176 259V260H175ZM197 259V258H196ZM232 259H235V260H232ZM26 260H28V261H26ZM43 260H45L44 262H42ZM36 261L38 262V263H36ZM41 261V262H40ZM102 261H106V262H102ZM126 261H128V262H126ZM161 261H163V260H161ZM212 262V260L210 261V260H208V259H204L203 261H202V263H204V264H214V263H211ZM156 264H157V262H156ZM198 264V263H197Z\"/></svg>",
	"mask_w": 264,
	"mask_h": 264
}]
</instances>
